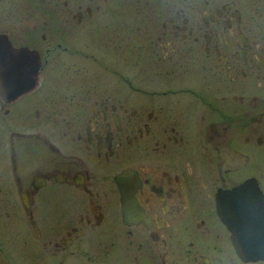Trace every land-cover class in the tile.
Instances as JSON below:
<instances>
[{"label": "flooded vegetation", "instance_id": "af4514ba", "mask_svg": "<svg viewBox=\"0 0 264 264\" xmlns=\"http://www.w3.org/2000/svg\"><path fill=\"white\" fill-rule=\"evenodd\" d=\"M0 80V264H264V0H0Z\"/></svg>", "mask_w": 264, "mask_h": 264}, {"label": "water", "instance_id": "95a60500", "mask_svg": "<svg viewBox=\"0 0 264 264\" xmlns=\"http://www.w3.org/2000/svg\"><path fill=\"white\" fill-rule=\"evenodd\" d=\"M38 65L37 53L30 51V87L37 83ZM228 192L230 197L221 209V215L232 230L237 251L244 258L264 255V238L258 236V228L264 226L258 222L264 219V204L260 207L254 204L261 191L255 184L245 181Z\"/></svg>", "mask_w": 264, "mask_h": 264}, {"label": "bare ground", "instance_id": "6f19581e", "mask_svg": "<svg viewBox=\"0 0 264 264\" xmlns=\"http://www.w3.org/2000/svg\"><path fill=\"white\" fill-rule=\"evenodd\" d=\"M6 46V45H5ZM19 50V49H18ZM17 50V51H18ZM13 54V53H12ZM20 54H22V53H20ZM26 54V53H25ZM24 54V55H25ZM28 55V54H27ZM11 56V55H10ZM3 60V59H2ZM14 60V59H13ZM22 61H24V60H22ZM2 64V63H1ZM14 65V64H13ZM26 65V64H25ZM27 66H29V65H27ZM23 69V68H22ZM18 70V69H17ZM21 70V69H20ZM26 70V69H25ZM15 74V73H14ZM23 75V74H22ZM8 76V75H7ZM23 78V77H22ZM10 80V79H9ZM20 80V79H19ZM23 80H25V79H23ZM1 81V80H0ZM18 81V80H17ZM10 82V81H9ZM15 82V81H14ZM11 83V82H10ZM28 83V82H27ZM6 86H8V85H6ZM35 86V85H34ZM15 87V86H14ZM13 88V87H12ZM5 93V92H4ZM6 95V94H5Z\"/></svg>", "mask_w": 264, "mask_h": 264}]
</instances>
